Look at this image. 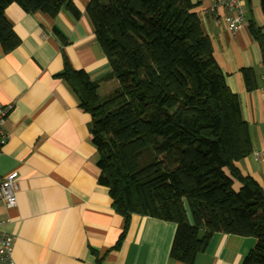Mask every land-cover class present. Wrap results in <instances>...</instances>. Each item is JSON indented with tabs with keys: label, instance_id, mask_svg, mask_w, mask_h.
I'll list each match as a JSON object with an SVG mask.
<instances>
[{
	"label": "trees",
	"instance_id": "16d2710c",
	"mask_svg": "<svg viewBox=\"0 0 264 264\" xmlns=\"http://www.w3.org/2000/svg\"><path fill=\"white\" fill-rule=\"evenodd\" d=\"M14 3L28 14L81 16L74 0H0L4 53L21 44L6 17ZM195 8L191 0H91L86 14L108 59L106 77L119 86L101 98L67 59L59 76L91 116L99 184L124 230L132 215L176 223L171 257L183 264H194L216 233L251 237L256 245L241 264H264V189L236 165L253 152L250 128ZM248 27L264 68L263 28ZM242 76L247 91L258 88L252 68Z\"/></svg>",
	"mask_w": 264,
	"mask_h": 264
},
{
	"label": "crops",
	"instance_id": "0c3cea01",
	"mask_svg": "<svg viewBox=\"0 0 264 264\" xmlns=\"http://www.w3.org/2000/svg\"><path fill=\"white\" fill-rule=\"evenodd\" d=\"M90 1L74 0L79 19L65 10L56 18L28 14L16 3L6 9L21 39L10 53L0 45V105L11 107L5 124L9 139L0 147V181L16 172L19 182L17 207L8 211L0 204V215L8 218L1 230L15 239L12 264H183L171 257L176 223L132 215L124 230V218L113 209L108 189L99 184L91 116L80 109L77 95L59 76L67 59L76 71L90 76L101 98L119 86L116 77H106L108 59L86 14ZM191 1L250 128L253 152L236 165L264 189V162L254 157L264 151L260 48L249 27L228 32L224 9L209 12L216 0ZM243 6L248 23L264 31L260 0H243ZM245 68L257 75L258 88L251 92L244 84ZM255 245L251 237L216 233L194 264H241Z\"/></svg>",
	"mask_w": 264,
	"mask_h": 264
},
{
	"label": "built area",
	"instance_id": "2783aa9c",
	"mask_svg": "<svg viewBox=\"0 0 264 264\" xmlns=\"http://www.w3.org/2000/svg\"><path fill=\"white\" fill-rule=\"evenodd\" d=\"M218 8L226 11L223 22L229 33L235 34L248 27L243 0H216L209 12L216 13ZM10 110L11 107L0 105V147L4 146L9 139V135L5 130V124ZM254 157L256 160L264 162V151L255 152ZM18 191V173H11L0 181V204L8 211L14 210L17 207ZM7 220V216L0 215V264H12L13 261L14 236L1 230Z\"/></svg>",
	"mask_w": 264,
	"mask_h": 264
},
{
	"label": "rangeland",
	"instance_id": "374dc122",
	"mask_svg": "<svg viewBox=\"0 0 264 264\" xmlns=\"http://www.w3.org/2000/svg\"><path fill=\"white\" fill-rule=\"evenodd\" d=\"M236 184L238 185V186H240V184L238 183V182H236ZM236 190H238L239 189V187L237 188H235ZM200 235H202V232L200 233Z\"/></svg>",
	"mask_w": 264,
	"mask_h": 264
}]
</instances>
